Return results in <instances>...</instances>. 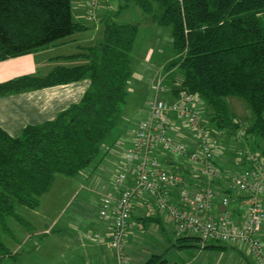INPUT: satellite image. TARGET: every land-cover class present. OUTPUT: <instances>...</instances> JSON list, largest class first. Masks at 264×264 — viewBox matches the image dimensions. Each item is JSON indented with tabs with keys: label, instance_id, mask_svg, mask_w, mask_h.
Wrapping results in <instances>:
<instances>
[{
	"label": "trees",
	"instance_id": "obj_1",
	"mask_svg": "<svg viewBox=\"0 0 264 264\" xmlns=\"http://www.w3.org/2000/svg\"><path fill=\"white\" fill-rule=\"evenodd\" d=\"M133 1L146 18L172 26L174 56L166 70H177L179 87L202 97L210 126L234 132L240 125L225 98L241 97L252 115L244 137L259 136L264 155V0ZM84 29L72 16L71 0H0V61L58 44ZM138 30L137 23L109 17L100 39L84 52L86 64L0 82V96L84 78L92 85L79 102L53 119L26 125L18 137L0 127V231L8 229V217L26 223L17 208L36 209L57 173L74 176L101 155L127 101ZM190 246H199L197 236L178 237L142 264H168V250ZM13 256L0 239V261Z\"/></svg>",
	"mask_w": 264,
	"mask_h": 264
},
{
	"label": "built area",
	"instance_id": "obj_2",
	"mask_svg": "<svg viewBox=\"0 0 264 264\" xmlns=\"http://www.w3.org/2000/svg\"><path fill=\"white\" fill-rule=\"evenodd\" d=\"M98 0H89L87 13L90 19ZM154 96L149 99L147 115L141 118L130 137L113 176L112 191L101 193V217H112L109 246L114 250L118 264H124V236L136 202L150 199L160 211H165L173 224L177 237L195 235L201 246L216 241L232 246H244L253 254L257 264H264V246L259 237L264 225V155L241 146L234 154L242 170L222 171L215 164L214 156L222 143L219 135L223 129L210 126L201 113L204 100L198 93H191L179 86L168 89L162 78L152 85ZM175 91V92H174ZM169 93L170 98L163 94ZM180 121L183 126H180ZM187 128L193 139L189 149L182 138ZM173 132L174 134H170ZM244 129L232 132L233 139L241 142ZM176 158L187 156L200 166L205 178L191 181L185 173L167 169L160 160V153ZM223 182L219 204L224 211L210 215L216 188L214 180ZM236 190L241 198L236 210H228ZM237 215L240 218L234 216Z\"/></svg>",
	"mask_w": 264,
	"mask_h": 264
},
{
	"label": "rangeland",
	"instance_id": "obj_3",
	"mask_svg": "<svg viewBox=\"0 0 264 264\" xmlns=\"http://www.w3.org/2000/svg\"><path fill=\"white\" fill-rule=\"evenodd\" d=\"M80 2H83V0H80ZM104 2L113 5V11H110L112 12L110 15H112L116 22L139 24L138 34L133 43L134 46L131 53L132 75L128 82V89L133 88L135 91L127 94V101L122 108L121 118L119 119L120 122L125 120L128 123L131 120L136 121L135 119L139 115L138 111L140 107L138 106L141 105L144 93L142 91L147 89L148 85H146L145 80L148 77L154 79V81L162 78V81L169 90L179 86L180 77L178 71L166 70L168 61L174 56L172 26L159 25L153 22V20L146 18L140 5L138 6L133 0H104ZM78 6L80 7L79 3L77 4L76 0H72V9L77 11L79 9ZM94 30L93 26L92 31L86 37L87 40L95 37ZM92 43L95 44L96 42L93 40ZM69 44L50 46L35 52L16 56L15 58L1 60L0 73L3 74V78L10 75L12 76L8 78L21 75H38L34 72H37L40 63H47L51 66L48 71L57 65L70 67L87 63V57L79 54L83 50L74 48ZM60 49L64 51V57H55L54 55L56 54L53 53ZM72 50L73 52H70ZM47 72H42L44 74L41 75H45ZM82 80L89 82V86L92 87L88 78ZM225 100L234 120L245 131V128L252 124L249 106L245 103L244 99L238 96H229ZM201 116L207 120L208 111L207 113L206 110L202 111ZM186 130L185 132L182 129L185 133L184 138H188V141H183V143L189 149H193L191 133L188 129ZM223 132L232 134L231 129L228 128H223ZM112 134L110 133L106 136L101 146V149L106 150L108 153L106 158H104L103 152H101L98 158H95L84 170L74 176L57 173L50 189L40 197V202L36 209L17 208L16 213L26 223H21L13 217L7 218L6 223L9 230H1L0 239L9 248V251L14 253V256L13 258L2 259L0 264H59V259L62 255L60 245L64 243L62 240L60 241L61 236L78 232L95 231L99 228L101 221L107 217H101L99 214V197H97V193L104 192L105 186L113 181L114 169H116L114 163L118 161V158L122 156L126 149L124 145H116L113 142ZM231 134L227 135L230 138L226 144V153H224V160L227 166H222V168L225 171L234 172L239 170V166L235 163L236 157L234 153L241 147V144L239 141L233 139ZM224 137L225 135H219L221 143H224ZM248 139L254 150L259 153L262 146L261 138L247 133L246 140ZM180 158L187 163V168L192 173V177L196 180L200 177L205 178L204 174L200 171V166L196 168L192 167L193 164L189 161V157L182 155ZM214 160L217 161L216 158ZM219 166L221 167V164ZM167 169L170 168L167 167ZM228 205V210L230 211L238 207L234 203ZM133 232L136 233L138 230L133 229ZM148 232L139 234L142 245L153 242ZM128 233V231L124 233V251L129 249L126 246L129 243V238L133 236ZM163 239L165 240L164 237ZM165 247L166 245L163 249ZM132 249L141 251L137 246H133ZM183 252L185 254L188 253V249H185Z\"/></svg>",
	"mask_w": 264,
	"mask_h": 264
},
{
	"label": "crops",
	"instance_id": "obj_4",
	"mask_svg": "<svg viewBox=\"0 0 264 264\" xmlns=\"http://www.w3.org/2000/svg\"><path fill=\"white\" fill-rule=\"evenodd\" d=\"M88 1L89 0H83V2H80V0H76L77 4L79 3L80 7L78 6L79 9L75 11L74 9H72L71 0V12L74 20L83 23L86 29L69 36L65 39V41H62L55 45L70 43V46L83 50L79 52V54L84 55V51H86L88 47L93 45V40L97 42L100 39L102 35L104 19H107L109 17L113 18L112 15H110L112 13L110 11H113V5L111 3H105L104 0H98V6L94 10L92 19H90L86 8L88 7ZM113 20L115 19L113 18ZM88 21L90 22L88 23ZM92 25L95 29V37H91L87 40V35L93 29ZM70 52H73V50ZM53 54H56L54 55L55 57H64L63 54L65 53L62 49H60L55 51ZM50 67L51 66H49L47 63H40V65H38L37 72H34L38 75L31 74L30 76H44L41 75L44 74L42 72H47ZM10 76H6L3 78V74L0 73V82ZM85 81L86 80H79V82L75 81L65 84H58L51 87L31 88L1 95L0 127L10 135L18 137V135L21 134L22 129L26 125L40 124L46 120L55 118L63 109L67 108L73 103H77L80 101L84 92L90 87L89 82ZM145 82L148 86L145 91H142V93H144L142 95L140 103L141 105L138 106L140 108L138 111L139 115L135 119L136 121L131 120L126 123L127 121L121 120L122 122L119 121L118 126L116 127L114 132H112L113 142H115L116 145L121 144L124 145L125 148H127L130 145V137L133 134L132 131H134V129L136 128L138 121L147 115L146 103L154 96V91L152 88L154 79L148 77ZM128 91L134 92L135 90L131 88L128 89ZM163 95L164 97L170 98V95L167 92ZM202 109L203 111L207 109L205 103L203 104ZM177 123L180 126H183L180 121H177ZM182 129L185 132L187 131V128L185 129V127ZM170 134L173 135L174 133L170 132ZM228 134L231 133L223 132L222 135H225V137L223 140L224 143H222V149H219L214 156V158H216L217 160L215 161V164L222 171H225L222 166L226 165V162L224 160V153H226V144L228 142V139L230 138L227 136ZM183 141H188V138H182V142ZM240 144L241 146L243 145L247 148L252 149L249 139L246 140L245 137L241 140ZM101 152H103L104 158H106L108 154L107 151L102 149ZM121 157L118 158V161L114 163L116 167L119 164ZM158 157H160L162 164L165 165L166 168L169 167L170 169L181 171L185 173L186 176L191 179V181L196 180L191 176L192 173H190L189 168H187V163H185L183 159L181 160L180 156L176 158L171 154H164L163 152L160 153V156ZM235 163L239 166L238 171H241L243 168L241 163ZM219 164H221V167L219 166ZM114 170L115 173L116 169ZM111 183H109L110 185L107 183L108 185L105 186V191H112L113 188ZM211 186L216 188V194L212 198L213 207L210 210V215H213L217 211H224V208L219 204L221 189H223V182H221V180L215 179L211 182ZM230 192L232 197L235 198V201H232L231 203L239 206V203H241V198L238 196L236 190ZM101 193L102 192L97 193V197H99V208L101 206ZM237 213L238 212L236 211V215L234 217L237 218L236 221H239L240 218L238 217L239 215H237ZM68 224L74 225L72 223ZM112 224V217H107L103 221H101V225L95 231L80 233L78 232L61 236L60 241L62 240L64 243L60 245L62 255L59 259V264H118V260H116L117 256L108 243V234H110ZM132 227L133 229H137L138 232H133ZM127 231L130 233V235L132 234L133 236L129 238V243L126 246L129 248L127 250L128 252L124 251V264H142L152 254H162V252L169 248L170 245L174 244V242L178 238L173 233V224L171 220H169L167 213L165 211L158 210L153 202L148 198H144L136 202L134 210L129 218ZM147 232L149 233V237L153 239V242L142 245L140 235ZM163 237L165 238V240L163 239ZM259 237L264 246V225L262 226ZM165 245L166 247L163 249ZM133 246H137L141 249V251L132 249ZM185 249H188V253L186 254L183 252ZM165 258H167L168 264H257L253 254H251V252L246 247L232 246L216 241H210L203 246L199 244V246H190L181 249L171 248L166 252Z\"/></svg>",
	"mask_w": 264,
	"mask_h": 264
}]
</instances>
